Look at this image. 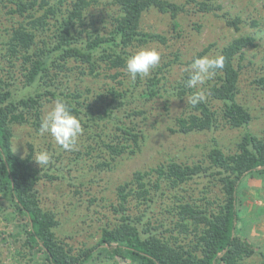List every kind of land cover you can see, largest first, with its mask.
Listing matches in <instances>:
<instances>
[{
  "label": "trees",
  "instance_id": "1",
  "mask_svg": "<svg viewBox=\"0 0 264 264\" xmlns=\"http://www.w3.org/2000/svg\"><path fill=\"white\" fill-rule=\"evenodd\" d=\"M8 1L14 6L9 13L23 21L0 48V65L4 64L0 68V217L15 222L8 239L20 245L18 261L27 257L31 264H39L42 253L44 264H88L104 256L129 264H246L257 250L246 238L249 222L240 211V188L247 177L264 173V134L246 131L233 152L214 144L204 160L188 163L171 158L137 171L130 183L118 188L117 201L111 205L114 220L103 227L99 241L77 253L58 238L59 213L44 206L39 189L44 178L59 179L49 172L58 169L55 163L62 154L48 142L52 160L40 169L33 158L43 150L41 146L29 142L23 156L15 150L14 138L17 125H29L40 133L46 106L63 100L83 129L79 150L72 153L80 158L84 149L95 171L110 169L142 149L145 135L138 118L145 112L133 105L142 107L166 94L184 98L196 92H203L205 100L188 104V111L176 118L175 133H204L220 126L248 128L253 117L239 102V82L246 51L259 46L257 36L241 34L213 55L224 57V67L205 81L203 90L186 86L189 72L182 83L169 88L170 62L161 63L146 77L132 79L126 71V59L134 49L168 42L161 34L143 30L145 13L156 9L169 14L177 31L186 5H198L202 13L220 6L209 0H187L182 5L170 0H114L118 11L111 14L110 22H96L90 13L93 0ZM224 17L236 32H241V23L246 24L241 18ZM249 26L260 30L261 22L252 20ZM101 64L115 73L105 75ZM73 71L74 86L69 75ZM102 75L112 82L102 80L97 88L79 85L86 76L98 82ZM258 82L264 85L263 80ZM260 254L264 257V252Z\"/></svg>",
  "mask_w": 264,
  "mask_h": 264
},
{
  "label": "rangeland",
  "instance_id": "2",
  "mask_svg": "<svg viewBox=\"0 0 264 264\" xmlns=\"http://www.w3.org/2000/svg\"><path fill=\"white\" fill-rule=\"evenodd\" d=\"M93 1L90 13L94 14V20L96 22L97 20H109L110 22L111 14L118 11L117 6L113 4L114 0ZM170 1L181 5L187 2V0ZM208 2L215 7L220 6L221 9L202 13L198 11V5L188 4L186 5L187 11L182 13L178 19L180 27L177 31L173 29V21L169 14L161 13L156 9L145 13L142 21L143 30L148 33L161 34L167 38L168 42L166 44L155 42L143 48L156 49L161 53L159 65L171 63L172 69L168 77L169 88H172L183 82V76L189 72L191 63L201 52L208 49L209 51L204 56L212 57L218 55L223 46L233 38L246 33L256 35L259 46L246 51L239 82V102L249 108L253 117L248 128L232 129L220 126L219 129L204 133L190 135L175 133L176 118L188 111L186 98L190 96L182 98L179 95L166 94L165 97L157 98L142 107L133 105L135 109H142L145 112L138 118L145 135L142 149L135 156L119 159L112 168L98 171L94 170V161L84 156V149L80 158H77L72 153L73 150H63L47 133L41 135L29 125H17L15 128L14 148L21 155L27 156L29 142L40 145L48 152L47 143L52 142L55 145V152L58 155L62 154L60 160L55 163L58 169L54 167L49 172L51 175L59 176V179L44 178L39 189L44 206L59 213L61 226L57 231L58 238L71 245L74 252L89 248L99 241L103 227L114 220L111 205L117 201L118 188L125 183H130L137 171L165 164L171 158L188 163L204 160L214 144H218L227 153L233 152L246 131L257 135L264 134V85L258 82L259 80L264 82V0H209ZM11 6L8 0H0V48H2V43L9 38L12 28L17 26L18 22L23 21L18 15L9 13V9L14 7ZM225 14L227 18H241L246 22V24H240L241 32H236L232 26L227 24ZM252 20L261 22L260 30L249 26ZM99 26L104 27V25ZM137 50L139 48L134 49L135 52ZM2 66H4L3 63L0 68ZM102 67L100 71L102 73L105 71V75L115 73L114 70L107 71L108 68L105 65ZM69 75L71 85L74 86L73 81H77V75L75 71ZM15 78L14 82L18 84L17 74ZM102 80L112 82L104 75L98 82L86 76L79 80L82 81L79 85H93L97 88ZM196 89L203 90V84ZM55 102L52 101L46 106V112ZM129 109L122 111L120 115L125 116ZM75 149L79 150L78 142ZM51 153H53L52 150ZM35 165L39 168L37 164ZM202 185L203 183L199 187ZM215 190L219 193L218 187ZM240 204L241 214L247 217V222H249L247 223L249 232L246 238L250 239L257 250V253L247 260L246 264H264V257L260 254L264 252V173L243 180L240 188ZM160 226L159 224L156 227L157 232ZM166 226L169 227L168 224ZM14 227V221H5L0 217V264H31L32 262L27 257H20L22 262L18 261L17 242L8 239V234ZM241 233L243 235V229ZM3 238L6 242L2 240ZM37 262L44 264L42 253L39 254ZM88 264H129V262L119 257L110 260L104 256L100 262L94 261Z\"/></svg>",
  "mask_w": 264,
  "mask_h": 264
},
{
  "label": "clouds",
  "instance_id": "3",
  "mask_svg": "<svg viewBox=\"0 0 264 264\" xmlns=\"http://www.w3.org/2000/svg\"><path fill=\"white\" fill-rule=\"evenodd\" d=\"M160 60L161 53L156 49L141 48L126 59V71L132 79L146 77L159 65ZM223 67V56L196 58L189 67L186 86L190 89L198 88L215 75L216 70ZM204 100L203 92H196L186 98L187 104L192 106ZM39 132L41 135L49 134L63 150L72 151L77 147L83 129L80 119L71 112L68 105L63 100H57L42 117ZM33 160L42 169L50 163L51 155L47 150H41L35 154Z\"/></svg>",
  "mask_w": 264,
  "mask_h": 264
}]
</instances>
